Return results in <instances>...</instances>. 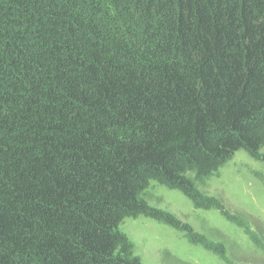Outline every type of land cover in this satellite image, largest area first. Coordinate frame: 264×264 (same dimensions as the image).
Returning a JSON list of instances; mask_svg holds the SVG:
<instances>
[{"label":"trees","instance_id":"16d2710c","mask_svg":"<svg viewBox=\"0 0 264 264\" xmlns=\"http://www.w3.org/2000/svg\"><path fill=\"white\" fill-rule=\"evenodd\" d=\"M263 146L264 0H0V264H141L149 180Z\"/></svg>","mask_w":264,"mask_h":264},{"label":"rangeland","instance_id":"374dc122","mask_svg":"<svg viewBox=\"0 0 264 264\" xmlns=\"http://www.w3.org/2000/svg\"><path fill=\"white\" fill-rule=\"evenodd\" d=\"M260 154L239 150L226 160L198 185L199 208L149 180L143 200L181 228L144 215L124 218L118 230L133 256L141 264H264V146Z\"/></svg>","mask_w":264,"mask_h":264}]
</instances>
